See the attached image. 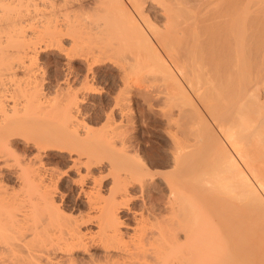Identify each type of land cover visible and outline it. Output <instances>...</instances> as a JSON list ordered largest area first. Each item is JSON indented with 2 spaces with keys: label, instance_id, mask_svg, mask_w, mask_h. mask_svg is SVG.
Listing matches in <instances>:
<instances>
[{
  "label": "bare ground",
  "instance_id": "1",
  "mask_svg": "<svg viewBox=\"0 0 264 264\" xmlns=\"http://www.w3.org/2000/svg\"><path fill=\"white\" fill-rule=\"evenodd\" d=\"M263 35L264 0H0V264H264Z\"/></svg>",
  "mask_w": 264,
  "mask_h": 264
},
{
  "label": "rangeland",
  "instance_id": "2",
  "mask_svg": "<svg viewBox=\"0 0 264 264\" xmlns=\"http://www.w3.org/2000/svg\"><path fill=\"white\" fill-rule=\"evenodd\" d=\"M262 41L264 42V40H262ZM261 44H263V46H264V43H261ZM263 46H261L260 49H263ZM263 51H260V52L263 53ZM60 62H61L60 57H58L55 54H50L49 57H46L45 63L47 66L49 65L48 66L49 71L53 72V71H55V66L57 64L60 65ZM77 63L78 62H76L75 64H77ZM108 68L109 67L107 66V69H106V67L103 69V72L100 74L101 75L100 79L97 81L98 82L97 87L100 90H104L106 93L102 94L101 97L100 96L96 97L93 100V102L90 101L91 103L87 102L85 105V106H87V104H89L87 107L91 108V109H89L90 113L93 111V109H94V112H97L98 108L107 107V105L110 104V102L112 101V97H114L115 94L117 93L118 89H117L116 84L115 85L109 84V80H111L112 76L116 78L118 76V74L114 69L109 70L110 68L109 69ZM105 70H106V72H105ZM129 97H130L129 98L130 100L128 102V111L129 112H127V113H129V115L131 117H133L132 118L133 119L132 120L133 125H155V123H156V125H158L156 121L161 119L160 115H159L160 111H162L161 105H155L152 107L153 109H150V110L148 109V111L145 114V118H144L145 120H141V117L139 115V107H140V104L142 103V101L140 100L141 98H139L138 96L136 97V95H133V94L129 95ZM96 114L95 115L91 114L92 116L90 117V124L91 125H100V124L102 125L100 118H98V116ZM86 119H88V118H86ZM88 121H89V119H88ZM143 121H145V122L143 123ZM86 123H88V122H86ZM151 129H152V131H155L153 129V127H151ZM17 145L19 147H23L21 145V142H18ZM64 165H66V162L65 163L63 162V164H61L60 167L63 168Z\"/></svg>",
  "mask_w": 264,
  "mask_h": 264
}]
</instances>
